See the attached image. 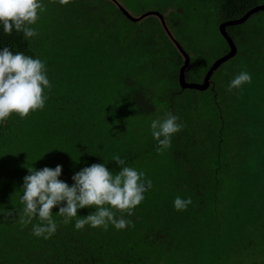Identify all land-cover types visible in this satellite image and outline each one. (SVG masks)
<instances>
[{
  "label": "trees",
  "instance_id": "obj_1",
  "mask_svg": "<svg viewBox=\"0 0 264 264\" xmlns=\"http://www.w3.org/2000/svg\"><path fill=\"white\" fill-rule=\"evenodd\" d=\"M85 1L92 2L91 10L70 11L67 29L49 12L51 19L45 14L33 25L39 33L34 38L0 31V47L7 45L45 60L52 82L43 109L24 118L13 113L0 123V264H264V24L246 26L250 17L264 10L254 12L243 23L227 26L237 46V52L226 60H235V70L223 74L222 99L228 98L229 109L225 112L218 102L219 84L211 76V88L204 92L213 118L203 111L195 112L191 104L177 114L183 128L172 137L171 147L160 153L155 140L149 138L145 143L131 134L129 120L124 118L161 105L148 88L125 71L128 58L122 50L124 42L132 40V47H138L143 31H130L121 23L125 36L115 39L113 16L134 22L113 0L78 3ZM179 1L182 6H177V1L172 9L176 16L194 11L192 0ZM203 1L209 10H216L217 26L239 18L258 3ZM167 9H171L168 4L160 10ZM152 19L157 28H148L143 36L164 35L171 44L175 60L170 59L168 50L166 54L175 69L168 77L179 83L183 58L158 18ZM170 22L178 23L176 17ZM216 30L225 43V55L230 46ZM55 56H60L58 68L54 67ZM115 58L118 65L123 64L111 75ZM239 69L251 74V83L229 94L230 77ZM177 86L169 89L171 101L166 112L173 113L169 107L174 97L188 89ZM113 155L143 171L152 182L131 216L116 211L117 217L130 219L131 226L117 230L112 225L107 229L85 225L76 229L75 219L94 210L87 207L64 223L54 206L57 230L48 239L33 235L32 224L38 223L35 218L29 224L21 222L20 196L27 167L54 168L60 164L59 178L71 185V176L92 163L105 162L118 172L120 166L112 160ZM176 196L191 197L192 203L177 211L173 207Z\"/></svg>",
  "mask_w": 264,
  "mask_h": 264
},
{
  "label": "clouds",
  "instance_id": "obj_2",
  "mask_svg": "<svg viewBox=\"0 0 264 264\" xmlns=\"http://www.w3.org/2000/svg\"><path fill=\"white\" fill-rule=\"evenodd\" d=\"M57 2L65 5L70 0ZM45 7L43 0H0V31L7 35L14 31L22 33L25 39L38 36L33 25L45 12ZM251 80L249 72L240 71L229 81L228 90L241 89ZM51 88L45 60L13 51L7 45L0 47V123L13 113L24 118L30 112L43 109ZM182 128L179 117L170 111L162 118L152 119L149 129L157 143L156 151L163 153L169 149L172 137ZM112 160L120 166L118 172L110 170L105 162L92 163L71 176V185L59 178L62 174L60 164L54 168L27 167L20 196L21 222L29 224L35 218L38 223L32 224L33 235L48 239L57 230V222L52 216L54 206L58 207L56 212L64 223L76 218L79 209L87 207L94 210L75 219L76 229L85 225L104 229L112 225L117 230L131 226L132 221L124 216L117 217L116 211L131 216L133 209L144 200V194L151 189L152 182L143 171L127 165L119 155H113ZM191 203V197L176 196L173 207L183 211ZM7 215L11 216V211Z\"/></svg>",
  "mask_w": 264,
  "mask_h": 264
},
{
  "label": "rangeland",
  "instance_id": "obj_3",
  "mask_svg": "<svg viewBox=\"0 0 264 264\" xmlns=\"http://www.w3.org/2000/svg\"><path fill=\"white\" fill-rule=\"evenodd\" d=\"M118 3L124 5L125 7H129L128 11H130L133 15H142L147 11H160L164 5L170 6L171 14H167L166 21L167 25L172 32L173 36L178 40V42L182 45L185 51L190 55L191 62L187 69V81L192 83H200L203 81L207 70L213 64V62L221 55L224 54L226 49L225 43L219 33L217 32V13L216 10H209V8L205 7V2L203 0H192L194 11L192 13L180 14L179 16L175 15L172 11L173 6H176V2L178 1L177 6H182L179 0H117ZM257 5H264V0H257ZM79 2V0H78ZM78 2H73L70 0L68 4L61 5L57 2V0H46L45 12L41 14L40 19H42L45 14L50 18V13L55 18H58L62 21V26L64 29H67V24L70 21V11L73 14L77 13V10H91L89 7V3L92 2L85 1V4H79ZM187 2V1H186ZM95 4H99L100 0H94ZM104 6L106 5V1L103 2ZM76 5V7H75ZM110 3L109 6H111ZM111 9V7H109ZM155 9V10H152ZM75 12V13H74ZM85 11L83 12V14ZM162 13V12H160ZM163 14V13H162ZM173 14V15H172ZM153 15L147 16L144 19L134 22L128 23L124 20L120 15L113 16L115 28L114 31L115 39L119 36L124 37L125 33L119 25H124L128 30L134 31L136 29H142L143 33L141 36V40L139 42V46L134 48V44L132 40H125L124 44L126 48H122V50L127 52V62L125 66L127 67L125 71H129L136 79L142 87H146L149 89L150 96L153 97V100L160 102L161 105L157 107L154 111H140L136 112L137 116H124L126 120H129V130L132 134L142 139V142L148 143L150 140L153 142L154 139L150 134L149 125L152 119L162 118L168 108V103L171 101L170 94L168 92L169 89H175L178 82L173 79H169V75L171 71L175 69L173 63L169 61L167 58V50L170 54V59L176 57V52L172 48L171 44L167 41L164 35L144 37L147 36L148 28H157L155 25H152L155 20L152 19ZM171 17H176L178 21L177 24L171 23ZM262 17V18H260ZM51 19V18H50ZM111 20V16L110 19ZM161 23L160 19H158ZM151 24V25H150ZM252 24L262 25L264 24V12L255 13L252 17H250L246 26L249 27ZM219 25V24H218ZM243 24L242 26H244ZM119 26V30H118ZM126 29V30H127ZM148 41V42H146ZM118 46V44H116ZM120 49V48H119ZM249 50V49H247ZM242 52L246 55V48L242 49ZM118 54V50L116 51ZM132 54V56L130 55ZM162 55V57H161ZM116 57V56H115ZM60 56H55L54 59V67L58 68V59ZM131 58V59H130ZM115 67L110 71V74L116 75L118 72V67H122L123 63L120 62L118 65V59H114ZM235 60L230 59L224 62L212 75V81L219 84V97L217 98L218 102L222 104V108L226 112L229 108L227 107L226 99L223 98V85L225 78L223 74L227 71L232 72L235 70ZM174 68V69H173ZM232 70V71H231ZM240 72V69H239ZM233 77L231 76L230 79ZM229 79V80H230ZM175 85V86H174ZM247 86L248 84H244ZM205 90H197V89H184L182 92L177 94L174 97V102L172 107L169 109L173 110V114H181L182 111H187L189 107L195 108L192 110H196L195 112L203 111V115H210V119L213 118V114L211 111V106L205 102V98L208 96L204 92ZM227 93V92H226ZM231 91H229V94ZM162 99H158V98ZM152 100V101H153ZM113 106V105H112ZM198 121V120H197ZM188 134H192L190 131ZM195 136L198 135V131L194 132ZM150 140L148 141V139ZM196 144V141H195ZM262 264V263H257Z\"/></svg>",
  "mask_w": 264,
  "mask_h": 264
},
{
  "label": "water",
  "instance_id": "obj_4",
  "mask_svg": "<svg viewBox=\"0 0 264 264\" xmlns=\"http://www.w3.org/2000/svg\"><path fill=\"white\" fill-rule=\"evenodd\" d=\"M117 6L120 8V10L123 12V14L129 18L131 21L137 22L140 21L142 19H144L147 16L153 15V16H157L164 29L166 30V32L169 34V36L171 37L172 41L175 43L178 51L180 52L182 58H183V63L179 69V74H178V81L179 84L182 88H195V89H199V90H206L210 87L211 84V76L214 73V71L227 59H229L231 56H233L236 52H237V46L235 45L232 37L229 35L228 31H227V26L229 25H233V24H240L245 22L254 12H257L259 10H264V5H256L254 7H252L251 9H249L247 12H245L242 16H240L239 18H235V19H231V20H226L223 21L219 24L218 29L221 32L222 36L225 38V40L227 41L228 45L230 46V50L228 53H226L225 55L217 58L213 64L210 66V68L208 69V71L205 74V77L203 79L202 82L200 83H192V82H188L186 81V71L189 67L190 64V55L185 51V49L182 47V45L178 42V40H176L169 27L167 26V23L165 21V17L162 13L158 12V11H147L145 13H143L142 15H138L135 16L133 14H131L128 9L124 6L121 5L120 3H118L117 0H113Z\"/></svg>",
  "mask_w": 264,
  "mask_h": 264
},
{
  "label": "flooded vegetation",
  "instance_id": "obj_5",
  "mask_svg": "<svg viewBox=\"0 0 264 264\" xmlns=\"http://www.w3.org/2000/svg\"><path fill=\"white\" fill-rule=\"evenodd\" d=\"M119 8V7H118ZM127 9L129 8V7H126ZM129 10V9H128ZM152 10H155V9H152ZM160 10V9H159ZM158 11V10H157ZM170 11H171V9H167V10H164L163 12L160 10L159 12H162L163 13V15H164V17H166L167 16V14H169L170 13ZM130 12V11H129ZM131 13V12H130ZM132 14V13H131ZM155 17H157V16H155ZM158 18V17H157ZM159 19V18H158ZM166 21V20H165ZM162 24V23H161ZM211 85H212V83H211ZM211 88V87H210Z\"/></svg>",
  "mask_w": 264,
  "mask_h": 264
}]
</instances>
